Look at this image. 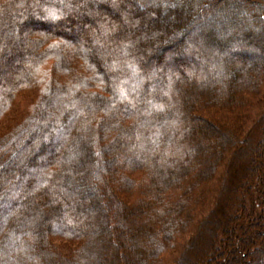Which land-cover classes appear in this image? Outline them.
I'll use <instances>...</instances> for the list:
<instances>
[{"label": "trees", "instance_id": "16d2710c", "mask_svg": "<svg viewBox=\"0 0 264 264\" xmlns=\"http://www.w3.org/2000/svg\"><path fill=\"white\" fill-rule=\"evenodd\" d=\"M213 2L0 0V264H192L201 237L213 264L238 201L263 211L216 263L264 259V46L204 47ZM238 6L264 35V0Z\"/></svg>", "mask_w": 264, "mask_h": 264}, {"label": "rangeland", "instance_id": "374dc122", "mask_svg": "<svg viewBox=\"0 0 264 264\" xmlns=\"http://www.w3.org/2000/svg\"><path fill=\"white\" fill-rule=\"evenodd\" d=\"M213 4L216 6L215 7V12L214 14L211 16L210 19H208L207 21H204V23H200L199 26L196 29V32L198 34V36H204L206 37V42L203 43V46L208 48L209 50H218V49H222L224 48V46H226L227 42H233L235 41V38H237L238 36H245V37H251L253 38L252 42H256L255 44L258 46H264V35H261L259 33V29L257 25H250L248 23H246V17L244 16V11H240V8L238 6V0H214ZM225 19H235L237 21L236 25H235V29L232 30L231 26L229 25H225L223 23V21ZM192 23L195 24L196 21H194L192 19ZM250 25L249 27L247 26ZM232 30V32L230 33L231 35L227 36L226 34H228V32H230ZM257 36V37H256ZM256 37V38H254ZM169 44L164 45V47H167ZM229 49V48H228ZM230 51V49L228 50ZM249 53H244L242 56L244 59H246L248 62H250L251 64H257L259 63V61L262 58V55H260L257 51L251 50L249 49ZM233 62V61H232ZM234 65V64H233ZM197 103V102H196ZM207 140H210V136L207 137ZM251 152L248 156V154H244L242 160H238L237 158L234 159V161H232L230 163V165L225 167V171L223 172V174L221 175V182H219V186L218 188L222 189L223 194H227L226 197V205L231 204L232 205V209L234 207V204L236 203V201L233 200L234 199H240L242 201H245V197H243V195H241V190L239 189L238 191H236L235 189V185L234 183H241V173L243 171H245L250 163L249 161H252L253 159L255 160L256 158L259 157V152L256 149L251 148ZM24 155V154H23ZM247 155V158L245 157ZM235 162H237V164H234ZM240 170V172L238 171V169ZM235 169L237 170L238 174L236 179H234L233 181H231L230 179V175L233 176L232 174V170ZM234 170V171H235ZM234 184V185H233ZM224 188V189H223ZM248 192H250V190H248ZM249 194V193H248ZM221 196V194H220ZM234 196V197H233ZM249 197H251L254 201L257 200V196L254 195L253 192H251L249 194ZM237 200V201H238ZM260 203H262V201H260ZM242 207V211L240 213H236L235 209L233 212H231L232 215H230L228 213V211H225V216L223 215V219L220 218H215L214 220L211 219L210 220V224H214L217 223V226H215V230L216 233H218V238L215 242V244H213L212 246H214L217 250L216 252V256H219L218 259H223L224 257V246L225 244H227V237H229L230 234L234 235L233 238L237 239V237H240L239 232L241 230H239L242 226H246V223H248V221H252L253 219L250 218V215H253L254 212V216L259 215L260 213H262L261 211H263V207H259L258 205H254L251 207L250 204H247L246 206L242 205L239 203H236ZM259 204V203H258ZM236 208V207H235ZM237 210V209H236ZM252 210V211H251ZM256 214V215H255ZM248 215V216H247ZM233 216V218H232ZM235 216V217H234ZM232 218V220L230 221L229 218ZM247 219H250L248 221H246ZM242 225V226H239ZM250 227V234H254L255 230H253L255 227H253V224H251ZM211 226V225H209ZM228 226V227H227ZM229 228L230 231H232V233H229L228 231H226V229ZM223 232L222 236L221 233ZM256 233H258V231H256ZM242 235V234H241ZM190 236V235H188ZM187 236V237H188ZM235 239V240H236ZM263 240V239H261ZM238 241V240H237ZM194 246H192L190 248V253H187L185 257L190 263L192 264H208L209 262V257H210V253H205L204 256L200 255L198 252V249L202 250L204 249V246L207 247V243L206 240H203V238H199V239H195L194 240ZM253 243V242H252ZM54 246H56L59 250H61L62 252H67L66 251V245L63 244V242L60 241H56L54 242ZM237 246V245H236ZM193 248V249H192ZM195 248V249H194ZM213 248V247H212ZM208 249H210L208 247ZM214 251V250H213ZM212 251V252H213ZM211 252V251H210ZM233 257L236 258V254L233 253ZM239 257V255L237 256ZM217 259V261H218ZM126 260V258H124V261ZM215 259V263L213 264H217ZM239 262V261H237ZM241 264H264V259L263 258H257L255 255H249L248 258H243L241 260Z\"/></svg>", "mask_w": 264, "mask_h": 264}]
</instances>
